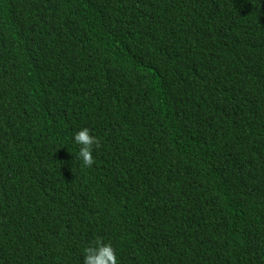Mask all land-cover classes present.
I'll return each instance as SVG.
<instances>
[{"label": "trees", "instance_id": "trees-1", "mask_svg": "<svg viewBox=\"0 0 264 264\" xmlns=\"http://www.w3.org/2000/svg\"><path fill=\"white\" fill-rule=\"evenodd\" d=\"M98 237L118 264H264V0H0V264Z\"/></svg>", "mask_w": 264, "mask_h": 264}, {"label": "clouds", "instance_id": "clouds-1", "mask_svg": "<svg viewBox=\"0 0 264 264\" xmlns=\"http://www.w3.org/2000/svg\"><path fill=\"white\" fill-rule=\"evenodd\" d=\"M74 141L80 145L78 159L83 166L91 168L95 164L93 150L101 147L99 138L91 135L89 128H83L75 134ZM84 264H118L116 250L110 243H105L98 237L85 248Z\"/></svg>", "mask_w": 264, "mask_h": 264}]
</instances>
